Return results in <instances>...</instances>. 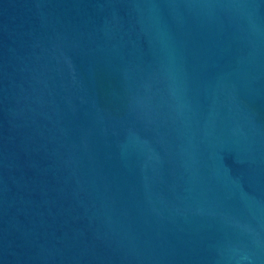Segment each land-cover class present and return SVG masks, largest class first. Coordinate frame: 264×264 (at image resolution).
<instances>
[{
	"label": "water",
	"instance_id": "water-1",
	"mask_svg": "<svg viewBox=\"0 0 264 264\" xmlns=\"http://www.w3.org/2000/svg\"><path fill=\"white\" fill-rule=\"evenodd\" d=\"M0 264H264V0H0Z\"/></svg>",
	"mask_w": 264,
	"mask_h": 264
}]
</instances>
